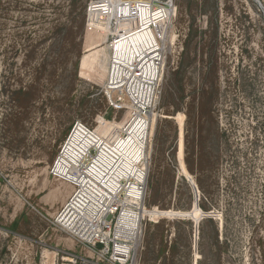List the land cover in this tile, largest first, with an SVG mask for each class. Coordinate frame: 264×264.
I'll list each match as a JSON object with an SVG mask.
<instances>
[{
	"label": "rangeland",
	"instance_id": "obj_1",
	"mask_svg": "<svg viewBox=\"0 0 264 264\" xmlns=\"http://www.w3.org/2000/svg\"><path fill=\"white\" fill-rule=\"evenodd\" d=\"M259 1L0 0V264H264ZM130 71L156 82L148 116ZM66 147L134 202L145 171L131 260L58 223Z\"/></svg>",
	"mask_w": 264,
	"mask_h": 264
},
{
	"label": "bare ground",
	"instance_id": "obj_2",
	"mask_svg": "<svg viewBox=\"0 0 264 264\" xmlns=\"http://www.w3.org/2000/svg\"><path fill=\"white\" fill-rule=\"evenodd\" d=\"M156 65L159 66L160 62H157ZM115 68L116 70L112 77L113 87L118 86H115L117 83L115 81L124 74V71L121 69L122 67L116 65ZM155 84L156 82L147 81L133 71H130L123 82V86L121 87L120 85L119 88H122L126 92L139 112L147 115L149 113L148 109L155 106L153 91ZM87 132L91 133L88 130ZM55 171L58 173L55 175L56 177L70 183L76 188L72 198L65 205L67 208H65L62 214L58 215V223L63 227L62 229L70 232L72 236L79 234L81 225L77 220L81 219L82 214L94 211L103 213L108 204L115 201L114 205H120L123 208L117 228V236L124 234L126 239L125 245L117 243V252L124 254L122 256L123 259L127 260L130 258L137 249L140 236V222L144 202L141 190L146 183L145 171L142 170L138 176L137 185H140V188L135 202L132 201L133 195L129 194V191H125L121 196L115 190L106 186L93 172L85 169L82 163L72 156L67 147L57 158ZM127 229H129L128 234L126 233Z\"/></svg>",
	"mask_w": 264,
	"mask_h": 264
},
{
	"label": "built area",
	"instance_id": "obj_3",
	"mask_svg": "<svg viewBox=\"0 0 264 264\" xmlns=\"http://www.w3.org/2000/svg\"><path fill=\"white\" fill-rule=\"evenodd\" d=\"M114 203L115 201H112L111 204H108L106 208L107 212L104 210L106 213L100 211L87 212V214H82L81 219L77 220L81 225L80 233H74L78 237V240L89 249L96 250L99 246L109 249L110 245L114 243L112 236H115L114 239H116V231L123 213L122 206H116ZM65 208H67V206L64 207L61 214ZM117 215L119 217L115 220L114 218ZM128 231L129 229H127V234ZM115 255L121 259L123 258L122 256H124V254L117 252V246ZM129 259L131 260V258H128L125 262Z\"/></svg>",
	"mask_w": 264,
	"mask_h": 264
},
{
	"label": "water",
	"instance_id": "obj_4",
	"mask_svg": "<svg viewBox=\"0 0 264 264\" xmlns=\"http://www.w3.org/2000/svg\"><path fill=\"white\" fill-rule=\"evenodd\" d=\"M256 2L261 6V3H260V1L259 0H256Z\"/></svg>",
	"mask_w": 264,
	"mask_h": 264
}]
</instances>
